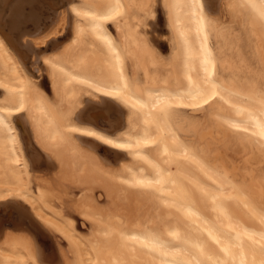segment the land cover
Masks as SVG:
<instances>
[{"label":"bare ground","instance_id":"6f19581e","mask_svg":"<svg viewBox=\"0 0 264 264\" xmlns=\"http://www.w3.org/2000/svg\"><path fill=\"white\" fill-rule=\"evenodd\" d=\"M0 26V264H264V0H0Z\"/></svg>","mask_w":264,"mask_h":264},{"label":"rangeland","instance_id":"374dc122","mask_svg":"<svg viewBox=\"0 0 264 264\" xmlns=\"http://www.w3.org/2000/svg\"><path fill=\"white\" fill-rule=\"evenodd\" d=\"M29 10V8H28ZM166 27H165V16L163 14L162 11L159 12L158 14V23H157V31H155V33L157 35L160 36V39L161 38H164L163 39V44H162V47H163V50L165 52H169L170 51V47H169V44L165 41V34H166ZM162 35V37H161ZM162 40V39H161ZM46 78V76H45ZM198 115H202L201 113H199ZM225 154V152H223ZM227 154L226 157H227V160L228 161H232L231 157L233 158V161L231 163H233L235 165V162L234 161H240L242 158L240 156V154L234 152V151H229V152H226ZM230 155V156H229ZM230 157V158H229ZM79 193L78 191L76 190H73L70 192V194H68L69 196H71V198H76L78 196ZM102 196V195H101ZM65 205V204H64ZM28 218V217H27ZM19 221L21 222L22 220L19 219ZM78 225L80 227L81 230H88V222H85L84 219L79 216L78 218ZM10 227H16L14 226V223L13 224H10L8 225ZM46 231V230H45ZM48 235L46 234V232H42V233H38V242L43 245V249L46 251L47 254H54L56 255V253H58L60 251V249L62 248H67V241L62 239V237L60 235H55L53 232H49L47 231ZM45 233V234H44ZM47 235V236H46Z\"/></svg>","mask_w":264,"mask_h":264},{"label":"water","instance_id":"95a60500","mask_svg":"<svg viewBox=\"0 0 264 264\" xmlns=\"http://www.w3.org/2000/svg\"><path fill=\"white\" fill-rule=\"evenodd\" d=\"M0 30H1V31H2V33H3V34L6 36V37H7V39H8V40H10V39H9V37H8V35L5 33V31L2 29V27H1V26H0Z\"/></svg>","mask_w":264,"mask_h":264},{"label":"snow or ice","instance_id":"6c2138e0","mask_svg":"<svg viewBox=\"0 0 264 264\" xmlns=\"http://www.w3.org/2000/svg\"><path fill=\"white\" fill-rule=\"evenodd\" d=\"M107 143L111 144V141H107ZM117 148L121 147V145H116Z\"/></svg>","mask_w":264,"mask_h":264}]
</instances>
